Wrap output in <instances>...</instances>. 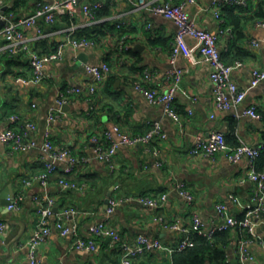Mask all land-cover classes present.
Instances as JSON below:
<instances>
[{
	"label": "crops",
	"instance_id": "0c3cea01",
	"mask_svg": "<svg viewBox=\"0 0 264 264\" xmlns=\"http://www.w3.org/2000/svg\"><path fill=\"white\" fill-rule=\"evenodd\" d=\"M16 1L0 0L1 9L9 7L2 16L13 20L28 17L40 0H21L23 5L13 11ZM166 1L181 2L145 0L148 5ZM216 1L196 0V3L188 4L186 10L202 29L212 33L226 30L218 42L224 62L228 65L238 61L243 63L232 73V80L247 92L237 110L222 111L216 107L208 64L193 65L185 57H179L174 63L171 61L178 29L176 24L145 7L137 8L127 0H92L100 5L96 10L100 16L95 22L88 20L77 3L71 24L76 32L99 30L105 36L90 49L66 50L62 61L46 66L45 71L50 77L39 86L24 87L15 83L17 76H31L28 52L10 54L5 49L7 41L0 36V132L14 125L12 115L36 125L35 130L22 131L26 141L35 142L27 152L0 144V195L9 186L12 197L22 196L21 208L17 212L1 210L0 199V221L6 224L4 234L0 235V264H29L24 246L39 220L34 197L45 194L53 197L56 204L49 219L51 233L37 250L43 264L119 262V252L110 248L107 238L96 237V249L88 251L74 247V236H62L55 224L58 215L65 211L76 212L65 222L68 226H75L82 238L90 237V228L103 222L114 226L128 242L146 236L160 240L166 247H176L184 235L164 229L158 217L189 229L192 218L198 216L205 232L221 223L217 210L219 204L225 205L233 217L243 218V206L254 191V185L247 180V159L233 162L229 158L230 151L207 156L192 155L190 150L199 137L208 139L217 132L225 134L230 149L240 141L254 147L264 145V81L250 87L253 69L264 70V29L257 24L263 20L254 17L262 0H250L245 7L225 6L222 10L215 6ZM226 7H236L235 15L241 19L238 27L225 17ZM215 12L220 13L219 19ZM62 17L54 24L42 22L40 34L34 29L25 30L27 48L40 56L52 52L71 26ZM4 24L5 21L0 19V29ZM117 29L126 32L125 48L122 40L118 42ZM149 35L158 39L160 44L150 46ZM254 40L260 44L255 46ZM187 43L189 46L196 44L192 38H187ZM139 45L144 48L136 49ZM123 50H131V54L121 55ZM102 62L110 65L111 73L103 83L95 84L93 77L84 71V66ZM174 71L182 75L180 90L174 100L179 123L166 116L162 106L149 103L134 85L137 81L148 90L165 91L169 85L168 76ZM145 73L151 74L149 81L144 78ZM109 79L112 80L108 86ZM91 86L95 87L94 93L90 92ZM69 88L80 92L73 94L65 106L68 108H63L62 114L49 123V114L56 106L59 93ZM252 106L258 108L263 119L236 117L235 114ZM154 122L160 124L165 139L154 140L151 152L139 144L121 148L115 156L113 172L96 159L92 141L95 136L103 137L104 131L115 125L132 136L143 135L150 128L148 123ZM48 131L55 146L69 147L74 154L88 159L86 164L67 175V179L76 182L81 189L60 190L58 179L64 174V161L56 163L59 173L50 178L47 187L38 182L30 186L24 184L43 173L45 163L53 162L51 155L43 149ZM231 137H235L234 141L229 139ZM153 148L159 151L158 157L152 154ZM158 162L162 166L158 167ZM180 184L192 196L191 201L180 193ZM108 194L109 203L111 199L118 202L112 215L107 214L108 208L103 209ZM164 194L167 201L160 209H151L138 202L140 197L157 198ZM12 234L14 238L9 240ZM244 237L241 230L231 228V241L226 247L228 264H238V242ZM251 237L252 264H264V216L253 219ZM172 255L162 250L150 251L138 256L136 264H173Z\"/></svg>",
	"mask_w": 264,
	"mask_h": 264
},
{
	"label": "built area",
	"instance_id": "2783aa9c",
	"mask_svg": "<svg viewBox=\"0 0 264 264\" xmlns=\"http://www.w3.org/2000/svg\"><path fill=\"white\" fill-rule=\"evenodd\" d=\"M133 3L135 7H145L152 13L162 16L168 20L173 21L177 26V33L175 35V43L172 48L171 61L174 63L179 57H185L193 65H198L205 62L211 68L210 80L214 85L215 105L222 111L237 110L243 103L246 97V90L240 89L232 80V73L243 66V63L236 62L233 65H228L224 62L222 53L218 47L219 37L226 30H220L218 33H212L205 29L200 28L196 22L190 18L186 7L188 4L196 3V0H181L179 3L166 1L157 3L155 5H148L145 0H127ZM250 0H218L215 6L223 9L225 6L239 5L246 6ZM80 3L83 14L90 22L96 21V10L100 5L92 3V0H40L36 4V8L28 17L20 18L17 20L8 19L6 16H0V19L5 21L4 26L0 29V36H3L7 41L5 49L10 54L15 55L20 52L27 51L29 56V67L31 76H17L14 78L15 83L24 87L39 86L50 77L46 73L45 68L48 65L54 64L57 61H62L66 50L73 49L74 51H81L90 49L95 45L91 40L76 39V29L71 25L67 30L66 37L60 41L55 50L49 55L40 56L36 51H31L27 48L26 38L24 31L34 29L38 34L41 33V24H54L59 17L69 15L70 18L74 17L76 4ZM1 10V8H0ZM216 17H221L220 13L215 12ZM259 27L264 29V21L257 23ZM187 38L195 40L194 46H189ZM122 39V45H124ZM255 46L260 43L253 41ZM264 45V39L262 41ZM84 71L93 77L95 84L103 83L111 73L110 65L102 62L97 65H85ZM147 81L150 80L151 74L145 73ZM264 81V70L253 69L251 72L250 87H256ZM182 82V75L179 71H174L168 76V88L165 91L158 92L156 90H148L144 85L135 81L134 85L138 91L145 95L147 101L153 105L163 107L164 114L172 118L176 123L180 122V117L175 111L174 100L177 92L180 90ZM79 89L69 88L66 91L59 93L56 106L50 111L48 121L52 123L60 114L63 108L69 104L70 98L73 94L79 93ZM90 92H95V87H90ZM236 117L246 116L255 120H261L262 116L258 112V108L252 106L245 109ZM14 125L5 131L0 132V144H6L15 151L27 152L35 146V142L26 141L22 133L24 130H35L36 125L33 122L23 121L17 115H12L11 118ZM150 128L147 133L138 136H132L122 131L120 126H113L103 133V137L95 136L93 138L94 154L96 159L106 165L111 172L115 170V156L117 152L128 146L142 145L146 147L148 152H151V143L156 140L165 139V135L158 122L148 123ZM264 146L262 144L254 147L240 141L239 145L230 149L226 143L225 134L217 132L211 135L208 139L198 138L194 147L190 150L192 155H207L213 156L219 151H230V160L233 162L247 159L249 162V171L247 173V180L254 185L253 196L249 202L243 206L244 216L237 219L229 214L227 207L223 204L217 205V210L221 217V223L214 227L209 232L203 230L202 222L198 216L192 218L191 227L185 228L179 223H169L163 217H158L162 227L166 230L181 232L184 238L176 247H166L160 240H152L146 236H138L136 240L128 242L122 238L119 231L108 223H97L90 228V237L82 238L78 235L76 227L67 225L65 220L69 215H75L74 211H65L58 215L55 227L60 231L62 236L72 235L75 237L74 247L78 250L94 251L97 246L96 237L109 239L110 248L116 249L119 252L118 264H136V258L146 252L150 251H166L170 254L175 252L184 251L187 248L194 247L195 242L191 237V232L198 233L204 237L210 238L215 232L225 231L229 228L240 227L242 231L248 233L249 236L242 238L238 242V264H252L254 256L249 250V245L252 240L253 219H258L264 216V171L257 169L256 160L260 156ZM43 149L49 153L53 158V162L45 163V170L43 173L26 180V186L32 185L34 182L40 183L42 187H47L50 178L58 174L56 166L57 162H66L64 174L60 175L58 183L60 190L65 192L68 190L81 189L77 183L69 181L67 175L73 173L80 165L87 163L86 157H81L72 152L69 147H57L54 145L50 132L45 135ZM154 149V148H153ZM152 154L156 157L159 156V151L154 149ZM157 166H162L158 162ZM180 193L192 200V196L185 190L184 185L178 186ZM22 196H14L11 199V204L8 206L9 211L17 212L20 210ZM167 201V195H161L157 198L140 197L138 202L151 209H160ZM34 203L36 206V213L38 215V223L35 231L28 242L25 244L28 254L27 259L29 264H43L37 256L38 248L46 241L51 233L49 226V219L53 216L56 201L53 197L45 194L43 197L35 196ZM118 205L114 199L110 200L107 214L112 215ZM6 224L0 221V235L4 234ZM251 235V236H250Z\"/></svg>",
	"mask_w": 264,
	"mask_h": 264
},
{
	"label": "trees",
	"instance_id": "16d2710c",
	"mask_svg": "<svg viewBox=\"0 0 264 264\" xmlns=\"http://www.w3.org/2000/svg\"><path fill=\"white\" fill-rule=\"evenodd\" d=\"M21 5H23V2H21V0H17L12 10L14 11L18 6ZM235 10L236 7H226L225 17L228 19L229 23H231L235 27H238L241 22V19L240 16L235 15ZM99 16H100L99 12H96V18ZM254 17L264 21V0L261 1L259 10L258 12H256ZM62 18L67 23L68 26H70L73 22V19L70 18L69 16H63ZM116 31L118 32V36H117L118 42H121L122 39H125L124 42L128 41V39L124 38L125 37L124 35L126 34L125 31H119L118 29ZM104 36L105 35L102 34L101 31L96 30L93 32V30L90 29L75 33L76 39H87L93 41L94 43L100 42L101 38H103ZM148 42L150 46H158L160 44V41L158 39L153 38L151 35L148 36ZM123 47L125 48L126 45L124 44ZM54 50L55 48L52 50V52ZM129 53L131 54V50H123L121 55H128ZM111 80L112 79L108 80L107 83L108 86L110 85ZM234 138L231 137L229 139L234 141ZM263 138H264V130H263ZM238 145L239 143L236 142L234 148L237 147ZM256 165L259 171H264V148L260 156L256 160ZM239 219L241 220L242 217H240ZM235 228L242 231L240 227H235ZM242 232L244 233V235L249 236L247 232L245 231ZM191 237L195 242L194 247L187 248L184 251L173 253L172 255L173 264H228L226 262V247L230 244L231 241V228L225 231L215 232L210 238L204 237L203 235H199L198 233L195 232H191Z\"/></svg>",
	"mask_w": 264,
	"mask_h": 264
},
{
	"label": "water",
	"instance_id": "95a60500",
	"mask_svg": "<svg viewBox=\"0 0 264 264\" xmlns=\"http://www.w3.org/2000/svg\"><path fill=\"white\" fill-rule=\"evenodd\" d=\"M9 7H3L1 10H0V16L3 15V13L8 9ZM144 47L139 45L136 47V49H139V50H142ZM81 59H84L83 56L80 57ZM65 109L68 108V107H64ZM13 193L11 191V188L8 186L4 189V191H2L1 195H0V199H1V210L5 211V212H8V206L11 204V199L13 198ZM107 199H105L104 201V206H103V209L106 210L109 206V198H110V194L107 195ZM14 235L12 234L10 237H9V240H12L14 237ZM8 240V241H9Z\"/></svg>",
	"mask_w": 264,
	"mask_h": 264
}]
</instances>
